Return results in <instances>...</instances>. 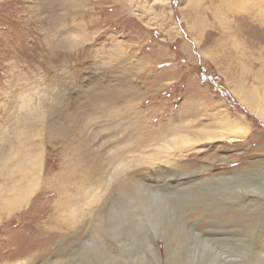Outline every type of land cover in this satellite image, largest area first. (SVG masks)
<instances>
[{"label":"rangeland","instance_id":"374dc122","mask_svg":"<svg viewBox=\"0 0 264 264\" xmlns=\"http://www.w3.org/2000/svg\"><path fill=\"white\" fill-rule=\"evenodd\" d=\"M59 103L74 120L61 118L69 140L48 136ZM140 128L171 132L141 149ZM76 147L87 151L72 154ZM120 148L128 149L125 167L107 166ZM92 154L93 165L107 166L102 187L69 195L61 177L84 173L75 162L88 169ZM0 157V264L77 260L82 243L91 244L87 209L106 206L121 169L155 194L166 183L162 165L177 170L178 187L160 190L164 208L145 216L146 244L130 261L264 264L247 228L264 215L261 195L245 190L264 181V0H0ZM234 171L252 173L217 179ZM246 196L245 217H202L184 206L229 209ZM67 198L85 210L63 212ZM168 230L179 234L170 253ZM154 237L161 262L153 261ZM256 245L264 250V234Z\"/></svg>","mask_w":264,"mask_h":264},{"label":"bare ground","instance_id":"6f19581e","mask_svg":"<svg viewBox=\"0 0 264 264\" xmlns=\"http://www.w3.org/2000/svg\"><path fill=\"white\" fill-rule=\"evenodd\" d=\"M98 95H99L98 100H100L101 102H103L106 105V106L104 105L105 106L104 108H109V107L113 106V105H111V101H110L109 95L107 93L101 92L100 94L98 93ZM111 109H113V108H111ZM51 112H52L53 116L55 117V121L49 125L48 131H47L48 136L52 139L53 138H59V137L60 138L63 137V139L64 138L68 139L70 134L67 131V126H65V124L62 123V119H64V122H66V121L70 122L71 121L70 119H72L73 117L68 118L64 115L65 111H63L61 104L59 105V107L56 106L54 111H51ZM112 112H114V111H112ZM80 117L81 116L74 117V118L76 120V118L79 119ZM75 123H77V122H75ZM75 123H73V124H75ZM138 130H140L139 131L140 135L137 137V138H139V140L137 142V146L140 147L141 149L147 147L148 141H150V140L155 141V140L163 139L166 137V135L169 132H171V131H168V129L165 130L162 128H158L156 130L154 129V130L150 131V133L148 132L145 134L144 131L142 130V128H140ZM126 132H127V135L124 134L125 135L124 140L125 139L127 140V137L132 138L131 127L126 128ZM135 134H137V133H135ZM81 147H83V146H81ZM81 147H76L77 149H75V150L73 149V151H71V153L72 154L74 152H75V154H77L78 152L79 153H86L87 149H85L83 151L80 149ZM126 149H123V150L121 149L122 151H120L119 149H116V151L113 152V155L108 158L107 166L111 165V167H112V166H114L115 163H118V162H120V164L123 163V165L124 164L126 165L127 164V158L129 157V156H126V152L128 151V149H127V151H126ZM141 149H139V150H141ZM129 152H130V148H129ZM94 155L95 154H92L91 156L89 155V157H88L90 159L89 162L92 164L88 167V169H87V166L85 167V165L81 164V162L79 163L80 159L78 160V162H75L77 167H80V168L85 170L84 173H82V174L80 173L79 175L72 176L71 175L72 172H70L65 177L60 176L61 179L62 178L64 179V180H62V185H60L61 189L66 190V192H68L69 195H71V192L73 190H75V192H77L76 195H78V196H79V194H83V193H84V195L85 194L90 195V192H91L90 189L93 190L94 186L100 187L102 185L103 180H104L103 177L106 174L107 166L106 165L99 166V164L93 165L95 162L93 159V158H95ZM128 164H129V162H128ZM125 165L123 167H125ZM162 166H159L157 168V171L159 172L160 177L164 178V180H166V183H165L163 188L162 187L161 188L159 187V188H160V190H163V191L168 190V192L171 193L172 191H175L176 188L178 187V186L177 187L172 186L173 185L172 179L175 176H177V174H176L177 170H174L173 168L162 167ZM251 173H249V171H243V172L234 171L233 173H231L229 175H221L217 179L223 183H232L234 180H240V181L244 180L247 177L246 175H249ZM59 181H61V180H59ZM74 183L79 184L78 188L76 186L75 187L72 186ZM111 184H114V183H111ZM106 186L109 188L110 183L106 184ZM165 187H167V188H165ZM88 188H89V190H87ZM170 188H172V189H170ZM95 190H96V188H95ZM111 190H112V192L110 193V196L107 198V204H106L107 207L104 206L103 208L100 207V208H96V209L89 207V209H87L88 213L93 214V218H92L90 225H89V231L91 234V237H90V239H91L90 243L91 244H87L86 242L82 243L83 246L80 247V249L82 250L80 252L81 254L78 252L79 258L77 260L75 259L73 261H48V262H44L43 264H145L144 262H137L136 263V261H130L129 259H131V256L133 253H137V252L139 253V251L142 249V247L146 244L144 242L145 237H143V235H142L143 231L145 229V226H146L145 218H147V217H145V216H148L151 214L157 215L159 213V206H160V208L163 207L162 203L164 200L162 199L163 196H160L161 191L159 190V191L155 192V194H154L153 192H151L152 190L151 191L148 190L147 184H145L142 181V179H135V177L133 175H131V173L126 168L121 169L120 176L118 177V182L116 184H114V187H112ZM245 190H247L250 193L257 192L259 195H261L260 196L261 198L256 199L255 203H257L258 206L262 205V207H264V181H263V183H252V184L248 183L245 185ZM149 193H151V195ZM247 194L248 193H246L245 195H247ZM247 196L245 197L244 200L237 203V205L230 206L228 204L230 206V207L228 206L229 209L223 208L221 206H216V207L211 206L210 205L211 203H208V204L193 203L192 205L191 204H189V205L185 204L184 206L186 207L187 212L191 211L192 213L196 214L197 216H202V217H205V216L216 217L217 215H221L223 217H228V216H232V215H236V214H238L239 217H240V215L245 217L246 215H245L244 206L249 204V203H247V202H249ZM71 198H72V196H71ZM159 198H161V200H163V201L160 202V200H158ZM77 199H79V197H77ZM81 199L82 198L80 197L79 202H81ZM67 200H68V198H67ZM173 201L174 200H172V202ZM64 203H65V201L62 204H64ZM74 203L75 202H73L72 199L68 200V202L65 204V206L62 205L61 210H63V212H66L68 215H76V213H79V211L85 210L83 205L80 206V205H77L75 203V206H73ZM82 204H83V202H82ZM235 206H237V207H235ZM117 209L119 211L122 210L124 215H125V216L121 215L122 216L121 221H120V219L117 220L114 217H109V215H108L109 211L113 212V214H114V211H116ZM255 217H256V223L253 225H248V227H247L249 229L254 230L250 234L251 240L249 243L251 244V242H253L251 244L252 245L251 251L254 253V255L255 254L263 255L264 250L258 251L257 245L256 246H254V245L256 243H258L259 241H261V239L263 238L264 215L263 214H257V216H255ZM234 220H235V218H234ZM115 221H116V223H115ZM65 224L67 225L66 226L67 228L70 227V223L66 222ZM259 227L261 228V231H263V232H260ZM171 229H173V228H171ZM59 235H60V233H59ZM62 236H64V235H62ZM69 236H70V234H69ZM178 236H179V234H178ZM178 236H177V233L175 230H170V231L168 230L166 237H164L168 253L173 251V249L175 248L173 246V243H174V240H177L179 238ZM67 237H68V234L64 240L63 249L65 251H67L68 253L69 252L71 253V250H76L77 247H74V245L71 244L72 240L70 238H67ZM123 238L125 239V241H121ZM59 239H60V237H59ZM157 244H158L157 240L154 237L151 241L150 248L153 250V253H154L153 261L161 262V253H160V250H159V247ZM90 248L93 249V251L95 253V257L96 256H97V258L99 257L101 261H92L91 258L86 257L88 255L87 254L88 250H86V249H90ZM95 257H94V259H95ZM149 264H154V263L152 262Z\"/></svg>","mask_w":264,"mask_h":264}]
</instances>
